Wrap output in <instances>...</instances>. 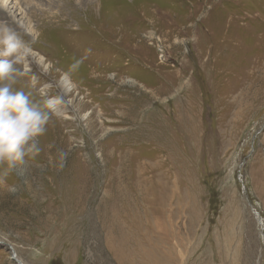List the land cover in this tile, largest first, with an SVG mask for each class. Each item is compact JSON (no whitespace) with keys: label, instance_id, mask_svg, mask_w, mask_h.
<instances>
[{"label":"rangeland","instance_id":"obj_1","mask_svg":"<svg viewBox=\"0 0 264 264\" xmlns=\"http://www.w3.org/2000/svg\"><path fill=\"white\" fill-rule=\"evenodd\" d=\"M6 6L37 35L15 88L77 68L26 174L0 166V264H264V0Z\"/></svg>","mask_w":264,"mask_h":264},{"label":"clouds","instance_id":"obj_2","mask_svg":"<svg viewBox=\"0 0 264 264\" xmlns=\"http://www.w3.org/2000/svg\"><path fill=\"white\" fill-rule=\"evenodd\" d=\"M27 34L30 41H26L16 28L0 22V166L6 169L5 174L11 172L18 177H23L28 171L27 158H34L42 151L38 138L47 130L50 113L57 111L72 92L74 83L70 73L77 68V63L72 64L69 71L62 73L54 82L58 95L49 96L45 91L53 84L42 86L43 104L36 102L31 92L15 88L18 79L31 72L30 61L35 58L32 44L37 35ZM43 71L47 72V68ZM32 83L35 86V77ZM67 155V152L59 151L57 166L60 169L65 166ZM8 191L14 194L17 187L10 185Z\"/></svg>","mask_w":264,"mask_h":264},{"label":"bare ground","instance_id":"obj_3","mask_svg":"<svg viewBox=\"0 0 264 264\" xmlns=\"http://www.w3.org/2000/svg\"><path fill=\"white\" fill-rule=\"evenodd\" d=\"M6 2H7V0H0V12H4L5 10H4V8H8L7 6H6ZM10 4V3H9ZM12 8V7H11ZM5 13V12H4ZM74 89V88H73ZM57 112V111H56ZM58 113V112H57Z\"/></svg>","mask_w":264,"mask_h":264}]
</instances>
